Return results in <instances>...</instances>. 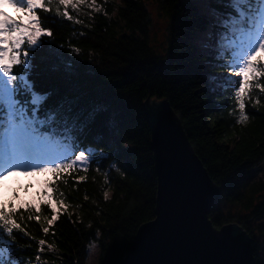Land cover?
Returning a JSON list of instances; mask_svg holds the SVG:
<instances>
[{
  "label": "trees",
  "instance_id": "16d2710c",
  "mask_svg": "<svg viewBox=\"0 0 264 264\" xmlns=\"http://www.w3.org/2000/svg\"><path fill=\"white\" fill-rule=\"evenodd\" d=\"M95 1L101 3L97 12L78 13L66 6L70 19L63 16L58 0H42L51 11L36 10L41 26L52 32L41 37L45 44L41 69L33 59L28 70L37 94H48L36 106L37 119H46L66 97L60 115L98 109L100 125L92 132L76 128L67 135L60 125L43 126L55 129L59 146L71 143L78 152L82 144L95 149L94 158L52 173L48 182L52 195L66 206L52 225L47 224L50 207L36 203L37 196L4 205L16 209L13 218L24 229L14 230L10 238L14 256L21 264H85L94 242L100 251L98 264L118 263L138 225L154 215L155 175L142 104L166 99L219 186V197L208 212L210 221L215 227L240 224L252 238L255 263L261 264L257 226L249 219L261 218L264 212L260 200L264 180L254 177L256 164L264 160V92L252 87L246 97L249 119L241 125L236 91L242 77H229L230 69L212 66L232 57L222 60L207 48L202 36L207 25L195 0H155L159 13L169 19L163 55L147 39L151 18L145 0ZM21 50H27L26 44ZM214 74L220 76L214 79ZM256 82L264 86V75ZM43 227L49 231L44 233ZM40 240L53 250L44 246L40 250Z\"/></svg>",
  "mask_w": 264,
  "mask_h": 264
},
{
  "label": "snow or ice",
  "instance_id": "6c2138e0",
  "mask_svg": "<svg viewBox=\"0 0 264 264\" xmlns=\"http://www.w3.org/2000/svg\"><path fill=\"white\" fill-rule=\"evenodd\" d=\"M60 5H68L70 0H58ZM83 2V0H81ZM200 6L199 13L206 22V31L202 33L204 43L209 50H215L226 63H216L213 67L228 68L233 77H242V84L238 85L236 97L239 103V123L243 125L249 116L245 112L246 97L252 87L264 92V86L256 82L264 75V0H195ZM10 6L15 10V17L3 11V6ZM216 5H221L217 7ZM37 9L45 12L42 0H0V112L3 120L0 122V181L9 174L34 175L36 173H59L71 169L77 163L86 164L94 158L93 148H83L74 151L75 145L69 143L63 152L56 149L61 143L56 139L55 129L48 131L57 124L64 128V135L78 128L81 133L92 132L100 125L99 110H77L70 116L60 115L63 108L62 97L53 106L46 119H37L39 113L36 106L46 99L48 94L40 96L34 90V85L28 78V70L32 67L31 61L36 59L38 71L44 64L42 49L45 47L42 36H51L48 27H42ZM64 17L70 19L65 11ZM26 44L27 50L22 51ZM206 55L209 52H205ZM19 67L20 73L14 69ZM23 97V99H22ZM29 105H32L29 111ZM68 113L72 112L69 107ZM69 124L71 127H69ZM79 138V137H77ZM105 147H108L105 144ZM111 151V150H110ZM109 153H103L105 156ZM86 152L89 155H86ZM74 156V159H69ZM60 161V162H57ZM116 167V165H112ZM119 170V169H117ZM123 174V173H122ZM46 197L42 202L51 209V218L47 224L52 225L58 219L59 212L66 206L61 202L59 207L52 195V189L43 193ZM105 199L108 193H104ZM16 209L9 206L5 209L0 203V264H21L14 256L13 243L10 238L14 230L23 232L24 229L13 218ZM39 211V205H37ZM32 219V217H29ZM40 217L36 216V220ZM264 225V221H261ZM42 231L47 233L48 227ZM27 235V233H25ZM97 236L100 235L98 230ZM43 245L44 241H39ZM261 248H264L262 243Z\"/></svg>",
  "mask_w": 264,
  "mask_h": 264
},
{
  "label": "water",
  "instance_id": "95a60500",
  "mask_svg": "<svg viewBox=\"0 0 264 264\" xmlns=\"http://www.w3.org/2000/svg\"><path fill=\"white\" fill-rule=\"evenodd\" d=\"M155 175L154 215L136 228L117 264H256L252 238L237 222L215 227L219 197L166 99L143 102Z\"/></svg>",
  "mask_w": 264,
  "mask_h": 264
},
{
  "label": "rangeland",
  "instance_id": "374dc122",
  "mask_svg": "<svg viewBox=\"0 0 264 264\" xmlns=\"http://www.w3.org/2000/svg\"><path fill=\"white\" fill-rule=\"evenodd\" d=\"M103 1L104 0H101V2ZM154 2L155 0H145L144 2L145 7L149 11L150 18H151V23L148 27L149 30H148L147 39L149 41V44L154 49V51L163 55L165 53V48L167 46L169 19L166 18V16H164L163 14L159 13L157 5ZM68 6L81 13L84 12L83 11L84 8H86L88 13L97 12L99 9H101V3L100 2L96 3L95 0H83V2H81V0H70ZM6 10L10 12V6L4 5L3 11H6ZM24 176H25L24 174H17V175L9 174L5 176L3 180L0 181V194L3 192L5 193L9 191V189H11V187L13 186L12 184L16 183L17 179L19 180ZM39 176H41V174H38L29 180H31L32 184H35ZM254 177L264 180V160L256 164ZM260 200H264V190L261 193ZM249 213H246V214H249ZM261 221H264V212L261 218L259 215L255 217L254 219H251V220L249 219V222L252 224V226H257V229L253 228V229H256V231L255 232L253 231V232L257 240L256 246L259 249V251H261L259 252L260 263L264 264V248H261L260 246L262 243H264V225L261 224ZM260 225L263 229L262 232H260L259 230ZM99 256H100V251H99L98 245L97 243L93 242L87 250L85 264H98Z\"/></svg>",
  "mask_w": 264,
  "mask_h": 264
}]
</instances>
